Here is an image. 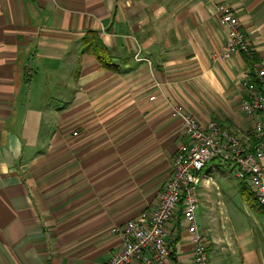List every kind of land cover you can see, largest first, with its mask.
Listing matches in <instances>:
<instances>
[{"label": "crops", "instance_id": "crops-1", "mask_svg": "<svg viewBox=\"0 0 264 264\" xmlns=\"http://www.w3.org/2000/svg\"><path fill=\"white\" fill-rule=\"evenodd\" d=\"M219 4L249 55L215 58ZM91 34L112 71L84 51ZM259 68L264 0H0V264H105L121 248L110 229L155 208L187 140L173 108L249 134L243 83ZM218 167L197 185L209 264H264V213L231 203ZM167 230L166 264H194L180 211Z\"/></svg>", "mask_w": 264, "mask_h": 264}, {"label": "built area", "instance_id": "built-area-1", "mask_svg": "<svg viewBox=\"0 0 264 264\" xmlns=\"http://www.w3.org/2000/svg\"><path fill=\"white\" fill-rule=\"evenodd\" d=\"M217 12L227 35L215 58L226 61L239 53L249 55V40L233 9L219 4ZM243 86L249 94L241 102V111L255 119L252 132L246 135L235 134L214 120L201 125L181 108H173L174 115L182 121L187 140L179 146L155 208L110 229L111 235L120 238L121 248L105 264H166L174 245L167 226L178 211L193 244V263L209 264L206 237L197 226L196 188L199 175L212 163L231 167L235 178L252 189L264 209V69L257 70L256 79L246 76Z\"/></svg>", "mask_w": 264, "mask_h": 264}, {"label": "trees", "instance_id": "trees-1", "mask_svg": "<svg viewBox=\"0 0 264 264\" xmlns=\"http://www.w3.org/2000/svg\"><path fill=\"white\" fill-rule=\"evenodd\" d=\"M84 51L91 53L97 62L106 70L112 71L114 66L109 61L108 51L99 41L96 34L86 36L83 41ZM240 195L250 205L251 208L258 212L264 213V209L257 203L252 189L244 182L239 184Z\"/></svg>", "mask_w": 264, "mask_h": 264}, {"label": "rangeland", "instance_id": "rangeland-1", "mask_svg": "<svg viewBox=\"0 0 264 264\" xmlns=\"http://www.w3.org/2000/svg\"><path fill=\"white\" fill-rule=\"evenodd\" d=\"M216 164H217V162H216ZM222 174H225V178H222L223 177ZM214 175L219 177V178H222V180L225 181L224 187L226 189H228V188L230 189V191H229L230 194L228 196V198H229L228 200L231 201V203L240 205L243 202H246L238 192V180L235 178L234 172H232L229 167H226V166L225 167L224 166L218 167L217 172L214 173ZM219 181H221V180H219ZM196 189H197V195H198L199 190H200V186H197ZM201 206H202V201H201V198H199V196H198V208L200 209L198 211L199 213H201ZM215 212L218 215L214 216V217L219 221H224L223 216H226V213H224V211H223V214H219L220 211H215Z\"/></svg>", "mask_w": 264, "mask_h": 264}]
</instances>
